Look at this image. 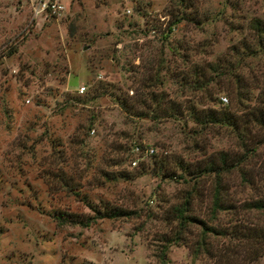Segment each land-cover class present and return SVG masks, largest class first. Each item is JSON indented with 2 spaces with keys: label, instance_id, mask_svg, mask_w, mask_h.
<instances>
[{
  "label": "rangeland",
  "instance_id": "rangeland-1",
  "mask_svg": "<svg viewBox=\"0 0 264 264\" xmlns=\"http://www.w3.org/2000/svg\"><path fill=\"white\" fill-rule=\"evenodd\" d=\"M58 1L0 0V264H264V237H240L264 231L243 205L264 196V0ZM189 104L235 124L196 125ZM210 162L228 169L190 176ZM216 178L229 207L212 211ZM185 199L225 233L179 230ZM86 200L132 213L54 219L92 216Z\"/></svg>",
  "mask_w": 264,
  "mask_h": 264
},
{
  "label": "trees",
  "instance_id": "trees-1",
  "mask_svg": "<svg viewBox=\"0 0 264 264\" xmlns=\"http://www.w3.org/2000/svg\"><path fill=\"white\" fill-rule=\"evenodd\" d=\"M183 17H185L184 12L181 13L179 16H177L174 19V23L176 21H179L180 19H183ZM203 66H205L203 68L209 69L210 71L216 73V63L215 62H209L208 61ZM191 73H193L194 75L201 76L203 74L202 67L200 66V68H199L198 66H193L191 69ZM197 79L198 78H196V80ZM154 98L155 97H153V99ZM75 99L78 100L79 96H75ZM117 101L120 105L125 104V101H123V100H121V101L117 100ZM166 111H168V112H165V113H167V115H172V114L181 113V108L179 107V104L172 103L169 101V106H167ZM184 111L187 114V116L189 117V119L192 120L196 125H199V126H205V125L216 126V124L217 125L222 124V125H226V126H233L235 124L233 116H232L231 112L228 110V108H221V109H216V108H212V107L196 108L192 104H189L188 106H186ZM146 113L147 112H142V111H137V110H135L133 112V114L138 116V117L145 116ZM132 145H131V151H132ZM138 145L141 148H144L140 144H138ZM153 154L154 153L151 152L148 155H153ZM160 163H162V162H160ZM227 169H228V167L225 168V166H223V165L220 166V165H216V164L210 162L209 164L202 166L201 168L197 169L195 172H189V174L194 179H196V177L200 176L201 174H208V173H212L214 176L218 177V175H220L222 170H227ZM161 173H162L161 175L164 177H171L172 176V173H170V172L162 171ZM102 175L106 180H113L115 177H117V175L119 177H123V174L121 172H117V173L114 172L113 173L112 171H108V172L104 171L102 173ZM59 178L63 183H68L67 182L68 179L64 178L63 176L60 175ZM212 190H213L212 191V197H211V209H212V211L220 210V209H226L227 207H229V205L226 204L224 197L221 194V186H220L217 178H216V181L214 183ZM187 200L188 199H185L181 205L173 207L174 215H176V217L178 218L179 230H182L185 227L186 223L198 222L202 225V227H203L202 231L203 232L209 231L212 234H215V233L216 234H223V233H225V231H221V229H218L217 227L213 228V226H209V225L205 224L199 218H196L195 216L188 214L187 213V209H188ZM85 202L87 203L88 207L93 212L92 216H85L83 218H78V217H75L74 215L73 216H67V215L64 216V215L58 213L54 216V219L56 220V222H58L60 224L77 223L81 226H87V225H89L90 222L94 221V219L97 217L98 218H102V217L114 218L117 216H127L130 213H132L129 210H126L124 208L117 207V206L103 205L102 208L99 209L97 206L90 204L87 200ZM243 205L245 208H248V209L264 210V196L258 197L256 199L248 200V201L244 202ZM234 233H235V230H234ZM242 235H243V237H246V238L247 237L252 238L254 236L264 237V231H261L258 234L255 233V231H253L252 233L250 231H248L245 234H240V237H242Z\"/></svg>",
  "mask_w": 264,
  "mask_h": 264
},
{
  "label": "built area",
  "instance_id": "built-area-1",
  "mask_svg": "<svg viewBox=\"0 0 264 264\" xmlns=\"http://www.w3.org/2000/svg\"><path fill=\"white\" fill-rule=\"evenodd\" d=\"M34 4L32 5V9L34 14L44 13L53 15L55 13L60 12L63 9V5L58 0H30ZM81 90V87L79 88ZM220 100L225 101L224 96H218ZM153 152L151 147H144L141 148L138 144L132 145V153L136 157H140L141 155H148L149 153ZM130 163L134 165L136 163L135 158L130 160Z\"/></svg>",
  "mask_w": 264,
  "mask_h": 264
}]
</instances>
